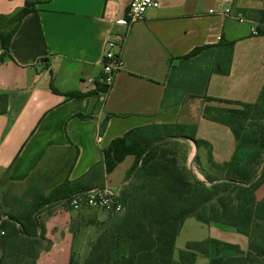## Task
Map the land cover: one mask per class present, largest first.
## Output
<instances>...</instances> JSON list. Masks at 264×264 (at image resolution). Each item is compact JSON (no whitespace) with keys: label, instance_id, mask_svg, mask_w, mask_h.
I'll return each mask as SVG.
<instances>
[{"label":"crops","instance_id":"crops-1","mask_svg":"<svg viewBox=\"0 0 264 264\" xmlns=\"http://www.w3.org/2000/svg\"><path fill=\"white\" fill-rule=\"evenodd\" d=\"M26 1L36 3L35 10L22 18L6 56L0 48V95L7 96L0 114V180L18 188L51 185L50 192L65 179L72 182L95 165L102 167L103 150L112 140L158 125H193L196 139L209 144L213 162L231 159L236 142L230 128L206 119L203 111L220 104L206 98L257 100L264 83V0H161L129 27L119 22L131 0H0V15L11 17ZM228 6L232 15L242 16V23L233 16L208 14ZM117 35L124 36L115 50L122 68L106 93L97 92L104 44ZM227 42L233 43L231 62L223 75L213 65L219 46ZM67 93L79 96L67 98ZM177 142L184 148L186 167L201 175L206 150L187 139ZM133 160L125 157L94 187L118 193ZM254 196L257 201L264 197V180ZM37 218L50 245L34 264H69L71 258L81 264L99 233L92 222L106 217L52 201ZM203 225L206 239L247 251V238L234 228ZM234 256L228 250L217 254L213 244L208 247L209 259Z\"/></svg>","mask_w":264,"mask_h":264},{"label":"trees","instance_id":"trees-1","mask_svg":"<svg viewBox=\"0 0 264 264\" xmlns=\"http://www.w3.org/2000/svg\"><path fill=\"white\" fill-rule=\"evenodd\" d=\"M36 3L26 1L9 18L0 15L10 30L0 27L2 56L8 54L10 39L22 18L33 12ZM264 33V32H261ZM232 42L219 46L213 71L228 74ZM190 53L186 57L194 55ZM108 87L97 84V92L106 93ZM79 96L67 93L65 97ZM238 108L209 110L203 116L230 128L235 138L231 159L218 164L212 161L210 146L196 139L193 125H158L136 128L111 141L103 150L102 167L95 165L75 181L65 179L47 195L32 193L29 206L21 214L0 215V264H34L38 254L50 243L43 237V227L36 216L40 210L56 200L66 199L75 191L94 188L103 173L109 174L125 157L132 156L118 200L124 211L105 221L92 224L99 233L89 245L81 264H193L196 255L208 258V247L215 246L217 254L228 250L234 257L210 258L209 264H264V197L257 201L254 193L264 180V83L254 103H241L206 98ZM7 96L0 95V114L6 110ZM212 111V113H210ZM106 119L100 124L103 134ZM187 139L195 147H203L206 164L221 174L213 178L205 174L199 180L187 167L186 155H176L167 143ZM193 218L202 224L219 223L234 228L248 240L243 252L237 245L214 239L187 242L174 259L175 240L183 222ZM69 264H76L71 258Z\"/></svg>","mask_w":264,"mask_h":264},{"label":"built area","instance_id":"built-area-1","mask_svg":"<svg viewBox=\"0 0 264 264\" xmlns=\"http://www.w3.org/2000/svg\"><path fill=\"white\" fill-rule=\"evenodd\" d=\"M160 2L161 0H131L124 19L119 23L129 27L141 21L145 13L148 10L157 9ZM208 14L233 16L239 23L244 21L239 13L232 15L231 7L229 6L220 9H209ZM123 40L124 36L117 35L112 39H108L103 47L100 83L108 87L107 91L111 87L115 74L122 68V60L119 53L115 50L120 48ZM66 201L69 209L75 212L83 209H93L105 213L120 214L124 211L123 205L118 200V193L109 187H94L75 191L68 195ZM0 235H3L2 231H0Z\"/></svg>","mask_w":264,"mask_h":264},{"label":"rangeland","instance_id":"rangeland-1","mask_svg":"<svg viewBox=\"0 0 264 264\" xmlns=\"http://www.w3.org/2000/svg\"><path fill=\"white\" fill-rule=\"evenodd\" d=\"M0 27L6 28V30H10L12 28V25H6L5 20H0ZM209 110L213 109H224V108H238L237 106L230 105V106H224L221 104H215V106H209ZM212 113V111L210 112ZM165 148L167 149H173L176 153V155H183L184 148L181 146L179 142H172L167 143L165 145ZM128 161L123 164L122 168L118 169L112 176V179L117 178L120 173L122 172L123 167L128 165ZM190 171L201 181H204V175L208 174L213 178L220 179L221 174L213 169H210V167L204 163L203 166H201L198 170L201 175L197 174L196 171H194L191 167L189 168ZM62 176H56L58 179L56 182L62 180ZM55 181L53 183H56ZM128 181H126L123 185L127 184ZM122 185V186H123ZM50 186H45L44 184L39 183L35 187H25V188H18L13 185H10L6 182L4 178L0 180V215L1 220H6L7 214H21L26 209V207L29 206V198L28 196L34 192L39 193L40 195L44 196L49 192ZM106 186H98L97 188H103ZM121 187L118 188V191H120ZM53 202L58 203L59 205H64L68 207L67 201L64 198H57ZM96 213H104L105 214V220H107L108 217H112L113 213H105L103 211L96 210ZM37 218V216H36ZM103 220V221H105ZM37 221L39 224L40 220ZM208 236V229L205 225L197 222L193 218H187L179 232V235L176 239L175 243V253L174 258L177 259L178 251L185 249L187 242L192 241H202L206 239ZM2 264H11L8 262H3ZM194 264H209V258L198 255L196 258V261Z\"/></svg>","mask_w":264,"mask_h":264}]
</instances>
